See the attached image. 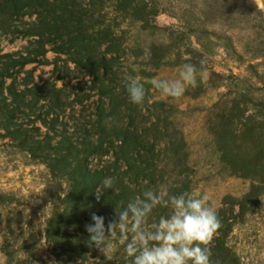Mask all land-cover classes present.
I'll use <instances>...</instances> for the list:
<instances>
[{"label":"trees","instance_id":"obj_1","mask_svg":"<svg viewBox=\"0 0 264 264\" xmlns=\"http://www.w3.org/2000/svg\"><path fill=\"white\" fill-rule=\"evenodd\" d=\"M150 3L0 0V139L49 173L44 234L37 229V213L23 210L27 204L16 197L1 195L5 211L14 209L0 212L5 216L1 249L11 264H132L119 230L110 238L112 260L89 246L85 225L91 223V213L106 222L116 219V208L123 210L136 196L161 186L170 195L194 192L196 170L171 114L176 108L153 96L145 79L156 74H137L130 62L132 30L154 36L168 31L157 24L161 11ZM4 41L24 45L7 50ZM169 49L159 40L134 56L146 57L147 69L157 71L170 65V50H181L175 38ZM51 52L56 54L53 60ZM40 65L53 66L50 77L36 74ZM205 67L213 74L205 85L224 88L223 74ZM127 76L144 84L142 105L130 101ZM236 95L230 100L221 93L212 106L211 135L222 172L250 181V187L241 195L226 196L217 210L222 227L210 247L218 264H247L230 238L264 198V101L250 97L244 102L241 92ZM105 177L114 179L112 189L104 188ZM97 191L103 192L99 200ZM171 213L170 205L157 206L148 226ZM44 238L48 260L41 255Z\"/></svg>","mask_w":264,"mask_h":264},{"label":"rangeland","instance_id":"obj_2","mask_svg":"<svg viewBox=\"0 0 264 264\" xmlns=\"http://www.w3.org/2000/svg\"><path fill=\"white\" fill-rule=\"evenodd\" d=\"M149 1L161 11L157 24L168 31L154 36L132 30L134 55L141 54L143 49H148L159 40L166 42L171 49L173 38L181 50L174 53V49H169L173 52L170 65L157 71L147 69L149 62L146 57L133 55L130 62L134 72L141 74L147 70L160 79L175 80L180 78L185 62L198 68L201 60H204L205 64L225 78V86L221 90H211L198 78L197 86H187L179 98L167 96L155 88L151 83L154 77L145 79L156 99L165 100L176 108L172 109L171 114L177 128L186 138L187 150L192 154V164L196 170L193 194L207 192L211 198L210 204L218 210L223 206L226 196L241 195L248 191L250 181L222 172L218 149L211 135V108L221 93H226L230 100L241 92L244 102L250 97L255 101H264V10L258 9L255 0ZM170 33L173 34L172 40ZM3 45L7 50H14L24 43L18 42L12 46L4 41ZM49 57L53 60L56 54L51 52ZM33 67L31 65L28 68ZM52 69L53 66L40 65L37 66L36 74L48 78ZM207 73L208 82L213 74L211 70ZM249 104L252 105L251 102ZM48 190L49 173L46 166L32 160L8 140L0 139V202H5L1 198L5 193L19 199L21 204H27L22 209L37 213L36 226L41 234H44L45 220L50 212L46 196ZM5 209L6 204L0 203L2 214ZM4 219V215L0 217V264H11L1 249ZM230 241L247 264H264V198L261 208L236 226ZM45 244L44 238L41 255L48 260Z\"/></svg>","mask_w":264,"mask_h":264},{"label":"clouds","instance_id":"obj_3","mask_svg":"<svg viewBox=\"0 0 264 264\" xmlns=\"http://www.w3.org/2000/svg\"><path fill=\"white\" fill-rule=\"evenodd\" d=\"M255 3L258 9L264 10L262 0H255ZM198 78L200 82H207L204 60H201L199 68L185 63L179 79L154 77L151 83L165 95L179 98L187 86H197ZM125 79L130 101L142 105L147 95L144 84L138 77L127 76ZM102 184L105 189H112L114 179L105 177ZM102 193L97 191V200ZM210 199L207 192L170 195L167 186H161L158 191H144L142 197L130 200L123 210L116 208V219L106 222L104 216L91 213V223L85 225L90 236L89 246L94 245L108 260H112L109 253L113 251V243L110 238L115 237L119 230L120 243L126 244L125 252L132 258V264H218L211 259L210 245L222 222ZM161 205H170L171 215L161 216L158 223L149 227L150 214Z\"/></svg>","mask_w":264,"mask_h":264}]
</instances>
